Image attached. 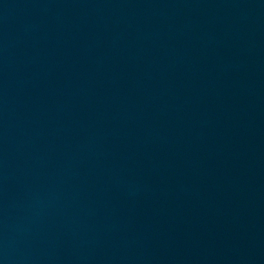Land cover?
I'll use <instances>...</instances> for the list:
<instances>
[{
  "label": "water",
  "instance_id": "obj_1",
  "mask_svg": "<svg viewBox=\"0 0 264 264\" xmlns=\"http://www.w3.org/2000/svg\"><path fill=\"white\" fill-rule=\"evenodd\" d=\"M0 264H264V0H0Z\"/></svg>",
  "mask_w": 264,
  "mask_h": 264
}]
</instances>
